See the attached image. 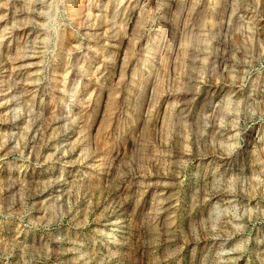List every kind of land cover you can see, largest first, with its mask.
<instances>
[{
	"label": "rangeland",
	"instance_id": "374dc122",
	"mask_svg": "<svg viewBox=\"0 0 264 264\" xmlns=\"http://www.w3.org/2000/svg\"><path fill=\"white\" fill-rule=\"evenodd\" d=\"M0 264H264V0H0Z\"/></svg>",
	"mask_w": 264,
	"mask_h": 264
}]
</instances>
